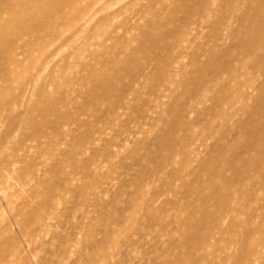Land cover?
I'll return each instance as SVG.
<instances>
[{
	"label": "rangeland",
	"instance_id": "obj_1",
	"mask_svg": "<svg viewBox=\"0 0 264 264\" xmlns=\"http://www.w3.org/2000/svg\"><path fill=\"white\" fill-rule=\"evenodd\" d=\"M31 1L0 0L51 26L0 45V264H264V0Z\"/></svg>",
	"mask_w": 264,
	"mask_h": 264
},
{
	"label": "bare ground",
	"instance_id": "obj_2",
	"mask_svg": "<svg viewBox=\"0 0 264 264\" xmlns=\"http://www.w3.org/2000/svg\"><path fill=\"white\" fill-rule=\"evenodd\" d=\"M57 1V0H56ZM60 2H61V0H59ZM66 1H70V4H72V5H75L74 6V9L75 10H73V15L75 16V18H80L82 15L86 18V17H88V16H90V14L89 13H91V10H90V12H88L89 11V9L86 11H84V10H82V14L80 13V11H79V9H77V6H76V4H77V2L79 1V0H66ZM99 1H101V0H93L92 1V3H94V4H97ZM55 2V1H54ZM59 2V3H60ZM40 3H42L43 5H45V7H46V5L48 4V3H50V1L48 2V1H46V0H32L31 2H30V4L32 5V6H35V7H38L39 5H40ZM62 4H64L63 2H61ZM67 3V2H66ZM69 3V2H68ZM67 3V4H68ZM56 4H57V2H56ZM57 6V5H56ZM56 8V7H55ZM63 8V7H62ZM61 8V9H62ZM50 9V8H49ZM60 9V8H59ZM77 9V10H76ZM52 12V11H51ZM84 13V14H83ZM15 15V14H14ZM52 16V15H51ZM51 18V17H50ZM60 18H62V17H60ZM31 19L32 18H26L24 15H22V16H20V17H18V15L15 17V18H13L12 20H10V21H13V22H17V25H16V27H18V30H16L15 32H13V33H9V34H5V35H2V34H0V45L1 44H3V43H8L9 44V47H8V49H6V50H9V52H10V56H11V54H14L15 55V57L13 58V57H9V58H11V59H9L8 57V60H9V64L11 63V65H17L19 62V59H20V57L22 56V55H24L23 54V51L25 50V48L26 47H28V48H30V47H32V45H33V43L32 42H29L28 41V38H34L35 40H37V37L39 38L40 37V41L41 42H44L45 41V39L47 40V38H46V36L49 34L48 32H49V29H48V27H51V26H49L48 24V26H44L43 27V29H42V31H38V33H36V32H34V31H32V30H30V24L32 23L31 22ZM58 20H60V19H57V21ZM32 21H33V19H32ZM61 22V21H60ZM62 23H63V20H62ZM3 25H6L5 23H0V26H3ZM61 25V24H60ZM59 26V25H58ZM58 26H56V25H54V26H52V28H53V30H57V28H58ZM46 27H47V29H46ZM32 28H33V26H32ZM31 28V29H32ZM36 29V31L38 30L37 28H35ZM34 29V30H35ZM47 31H46V30ZM41 30V29H40ZM45 30V31H44ZM52 30V29H51ZM56 35V34H55ZM13 37V38H12ZM33 39V40H34ZM12 40H16V41H19V42H21L22 43V45L20 46H18L17 44H16V42L14 43ZM38 41V40H37ZM39 41V42H40ZM28 42V43H27ZM38 43V42H37ZM45 44V43H44ZM40 45V44H39ZM4 46H6V44L4 45ZM8 46V45H7ZM6 48V47H5ZM5 50V49H4ZM5 50V51H6ZM20 52V53H19ZM22 53V54H21ZM7 55V54H6ZM6 55H4V57L6 56ZM2 60V59H1ZM7 61V60H6ZM3 67V66H2Z\"/></svg>",
	"mask_w": 264,
	"mask_h": 264
}]
</instances>
